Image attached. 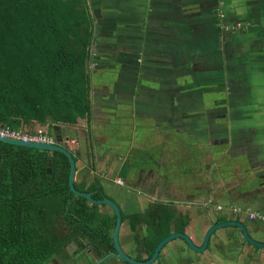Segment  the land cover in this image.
Listing matches in <instances>:
<instances>
[{
  "label": "crops",
  "instance_id": "crops-1",
  "mask_svg": "<svg viewBox=\"0 0 264 264\" xmlns=\"http://www.w3.org/2000/svg\"><path fill=\"white\" fill-rule=\"evenodd\" d=\"M223 2V11L227 8L232 12L226 24L240 17V24L249 32L240 45L216 42V0H86L97 26L91 77L110 68L117 71L114 64H99V57L112 61L128 57L144 60L138 78L144 74L148 80L131 90L116 87L121 108L118 114L102 111L104 106L99 111V92L103 91H93L97 119L92 111L90 121L80 120L73 129L84 127L81 134L90 136L94 144L109 138L99 134L101 124L106 127L110 123L113 131L119 129L118 146L114 147L119 158L114 154L110 161V148L95 145L98 172L100 155L103 163L111 162L112 179H129L136 206L159 199L174 206L178 216L189 219L186 233L198 246L213 224L228 220H242L253 238L264 241V222L249 217L264 213V0ZM233 53L238 54V60L232 59ZM225 67L233 76L231 89L214 76ZM186 73L190 77H185ZM164 74L173 76L175 87H181L180 95L169 97V85L160 77ZM186 82H191L197 93L191 101L192 118L197 119L189 126L181 119ZM207 96L215 99L216 107L209 106ZM124 108L127 119L136 122L134 128L131 124L119 126L117 119ZM99 113L110 120L100 123ZM216 115L229 131L213 132L212 116ZM201 129L207 134L200 136ZM169 138L175 142L172 150L168 148ZM183 140L187 147L181 148L177 142ZM127 159L131 168L125 166ZM87 160L91 159L82 158L83 163ZM126 232L125 227L123 241ZM125 249L131 251L128 246ZM159 262L264 264V249L249 246L239 229L227 228L212 237L206 252L196 253L183 240H176L164 249Z\"/></svg>",
  "mask_w": 264,
  "mask_h": 264
},
{
  "label": "trees",
  "instance_id": "trees-1",
  "mask_svg": "<svg viewBox=\"0 0 264 264\" xmlns=\"http://www.w3.org/2000/svg\"><path fill=\"white\" fill-rule=\"evenodd\" d=\"M221 2L216 0V42L240 45L249 32L240 17L226 24L232 12L223 11ZM237 24L243 27L236 31ZM96 33L86 0H0V127L19 131L90 121L93 84L87 62H96ZM233 55L238 60V54ZM136 59L121 63L132 65ZM229 73L220 70L214 76L231 89ZM192 104L186 111L191 112ZM68 171L62 154L0 142V264H47L68 242L62 231L66 218L97 219L98 212L83 204L69 206L68 181L59 175ZM146 222L151 257L172 233L173 222L176 232L186 233L190 221L178 216L174 207L159 205Z\"/></svg>",
  "mask_w": 264,
  "mask_h": 264
},
{
  "label": "flooded vegetation",
  "instance_id": "flooded-vegetation-1",
  "mask_svg": "<svg viewBox=\"0 0 264 264\" xmlns=\"http://www.w3.org/2000/svg\"><path fill=\"white\" fill-rule=\"evenodd\" d=\"M99 59L101 61H104V63H107L109 67H112L114 64V68L118 69L119 79L117 84L115 83L117 87L131 90L132 88H134V86H137L135 85V83L136 80H138V77L135 72L139 71V69L136 63H134L133 65L130 64L129 66H127L129 63L126 65H122L121 62L124 59L120 57L114 59L113 63H110V61H108L109 59H105L103 57H99ZM131 60L133 59H129V61ZM107 65L104 66L108 67ZM140 77L142 78L140 82L148 80L147 76L144 74H142V76L140 75ZM160 77L169 85V90L167 92L169 97H171L172 93H178L179 95L181 94V87L179 85L175 87V80L172 75L164 74ZM141 85H143V82L141 83ZM192 85L193 84L191 82H186L184 86L185 89L183 91V101L185 104L190 103L196 95L194 94L195 92L192 89ZM54 127L55 126L51 127L50 125H46L44 126L45 130L43 132L53 136L56 142ZM73 127L75 126H62L61 133L64 139V146H67L75 157V161L77 164V173L75 179L76 188L81 192L92 194L94 201L91 202L82 197L72 195L71 205L83 204L93 213L95 211L98 212L99 216H97V219L93 221L86 218L87 222L81 221L75 217H73V219L66 218V223L63 225L62 231H64L68 236V242L65 245L63 252L47 264H128L124 261L118 260L115 256L116 250L113 243V232L117 223V215L116 211L112 207L107 204H103V201L105 199H108L115 203L121 211L122 226L119 235V243L123 251L127 256L137 261L142 262L150 259L151 257H149L148 255L147 246L149 226L146 220L154 207H157L159 205L166 206L167 204L163 200L159 199L154 202H139L141 206L137 202L138 205L136 206V195L132 194L133 189L130 188L129 179H127V177H123V180L121 179L120 182L118 181V179H112L113 175L115 174L113 172V167L111 166L112 164H110L111 162L109 161L107 163H103L101 161L102 158L100 155L98 172V168L96 167L97 165L95 164V162L97 161V159L95 158V152L97 150L94 144L95 142H93L92 138L89 137L88 145H85V142H83V145H85V152L80 151V142L71 139V136H68L66 133L67 130H73ZM105 128L106 127H102L101 125L99 126L100 135L105 133V131H103L105 130ZM107 134L109 136L107 142H103L100 140L102 136L99 137V146L104 144L106 149L110 148V160L111 158H114V154L115 156H118V153L114 150V147L117 148L118 143H115V141L110 138V132H106V135ZM93 140L95 141L94 137ZM102 147L103 146H101V148ZM77 149L79 151H77ZM125 153L127 154V152ZM52 155L54 154L52 153ZM84 156H88L91 160H87L83 163L82 158ZM117 156L116 158H119V156ZM80 162H82V168ZM129 165L131 166V161L130 159H127L125 166ZM69 172L70 164L68 174L66 175L60 172L59 175L61 178L67 179L68 181ZM62 175H64V177H62ZM82 201H84L85 203H82ZM139 206L140 208H138ZM125 227L127 230V234L126 240L123 241V236H125L123 230ZM173 227L174 232H176L175 222H173L172 224V231ZM127 241L130 243V246ZM125 246L130 247L131 251L129 252L128 250H126ZM107 257L108 259H106ZM58 258H60L61 260ZM104 259L106 260L102 262ZM156 264H160V262L158 261Z\"/></svg>",
  "mask_w": 264,
  "mask_h": 264
},
{
  "label": "water",
  "instance_id": "water-1",
  "mask_svg": "<svg viewBox=\"0 0 264 264\" xmlns=\"http://www.w3.org/2000/svg\"><path fill=\"white\" fill-rule=\"evenodd\" d=\"M224 14V12H221ZM240 30V29H237ZM236 30V31H237ZM87 72L90 73V62H87ZM226 74V71H228V68L225 67L223 70ZM228 124V123H226ZM220 126V124H219ZM228 125H226L227 127ZM62 126H55L54 127V132H55V137H56V142L54 144H44V143H39V142H32V141H26V140H19V139H13V138H6L0 136V142L3 144H9L12 146L16 147H21V148H26V149H32V150H37L41 152H49V153H58L64 155L69 164H70V172L68 176V183H69V206L71 205L72 202V195L82 197L88 201L93 202L94 199L92 197V194L90 193H84L79 191L76 188V173H77V164L75 161V157L73 153L69 150L67 146H64V139L61 133ZM49 174H51V171H49ZM64 177V175H62ZM104 205H109L116 211L117 215V223L116 227L113 232V243H114V248L116 250V257L120 261H124L128 264H156L161 257L162 252L164 249L171 244L172 242L176 240H183L185 244L194 252L196 253H204L209 249V246L211 244V239L214 235H216L219 231L227 229V228H237L240 230L245 242L255 248V249H264V241H258L253 236L250 234L249 229L247 228L246 224L242 220H228L226 222H217L216 224H213L211 228L207 231L205 234L203 243L198 246L193 239L190 237L189 234L187 233H181V232H174V227L172 233L163 239L158 246L155 249V252L151 256L150 259L146 261H137L129 256L126 255V253L123 251V249L120 246V241H119V235L121 231V226H122V214L119 209V207L113 203L112 201L105 199L103 201ZM219 215H216V221H219ZM264 234V233H263ZM60 259V258H58ZM108 259V257L106 258ZM106 259H104L102 262H104ZM61 260V259H60ZM101 262V263H102ZM99 264V263H98Z\"/></svg>",
  "mask_w": 264,
  "mask_h": 264
},
{
  "label": "rangeland",
  "instance_id": "rangeland-1",
  "mask_svg": "<svg viewBox=\"0 0 264 264\" xmlns=\"http://www.w3.org/2000/svg\"><path fill=\"white\" fill-rule=\"evenodd\" d=\"M235 27L237 29H240L242 26L241 25H235ZM125 59H124L125 61L131 62V63L135 62L134 59L131 60V61H129V59H127V57H125ZM136 60H137V67L139 69V71H136V72H138V73H136V75L138 77V74L142 72V69H143V66H144V60L143 59H140V58H138ZM102 63H104V61H102ZM93 64H94V62H93ZM90 66H91V63H90ZM105 67L106 66H104V68ZM140 75L142 76V74H140ZM91 78H92V83H93L92 95L95 93V92H93L95 90L96 91L97 90L98 91H101V90L103 91V92H99V111L101 110L100 107H103L104 106L105 108H102V111H106V112H109V113H117V114L120 113V111H121V108H119V105H120L119 97H120V95L115 91V89L117 87L116 84H117L118 79H119V71H118V69H117V72H112V70L110 68V69H108V72H104L103 75H97V74H95V75H92ZM140 80H142V78H138V80H136L135 85L137 83H139ZM179 83H181V82H179ZM194 94L197 95V93H194ZM106 95H108V96H106ZM212 97H214L215 99H217V96H215V95H212ZM91 99H92V104H93V108H94L93 111H94V114H95L94 120H96L97 119V113L98 112L96 111V107L94 106V104H95L94 97L92 96ZM215 99H210V96H207V98H206L207 102L208 101L211 102V105H209V106H211L213 108L216 107V105H213ZM186 106H187V104L184 105L185 108L183 107L184 110H183V114L181 116V119L183 121H185V123H186L187 126H189V125H192L193 120L197 119V117L196 118H192L191 112L190 111H186L187 110ZM216 111L217 112H215V113H222L221 110H216ZM127 115H128L127 114V110H126V108H124L123 111H122V113H121V117H119L117 119L118 120V123L120 124L119 126H122V125H130L131 124L133 126V128H134V125H135L136 122L134 120H131L130 121V119H127L128 118ZM98 117H99L100 123H105L107 120H110L107 116H101L100 113H99V116ZM212 117H213V124H212L213 125V132L214 133H221L220 131L222 130L223 133H225V131L228 130V128L225 130L226 125L224 123H220L221 121H224V120L221 119V118H218L219 117L218 115L212 116ZM218 119H220V120H218ZM180 121L181 120L179 119V122ZM218 121H220V122H218ZM170 123H172V122H169V124ZM219 124H220V126H219ZM101 125H103V124H101ZM106 128L108 129V131H105V134H106V132H110V138L113 139L115 142H117L118 141L117 138L119 137L117 134L120 133L119 129H117V130L115 129L116 131L114 130L115 131L114 132L113 129L111 130V124L110 123L108 124V126H106ZM115 128H116V126H115ZM124 129L125 130L123 132H125V131L127 132V128H124ZM44 130H45L44 127H39L38 126L36 128H32L31 131L32 132H36V131L43 132ZM83 130L85 131L84 127H77V130H75V129L70 130V131L67 130L66 133H67L68 136H71V139L76 140V141H79L80 142V151L85 152V145H88L89 144V136L87 138L84 137V133H83V135L81 134L83 132ZM203 134L205 135V134H207V132L206 131H202V129H201L200 130V136L203 135ZM183 137L186 138L185 135H183ZM83 142H85V145H83ZM167 143L170 144L168 146V148L170 150H172V147H174L172 145L175 143L174 140H172L171 138H169L167 140ZM177 143H181L180 144L181 145V148L182 147H187V145H186L187 142H185L184 140L182 142L180 141V142H177ZM95 145L96 146H99V141L98 140H97V143ZM174 150H175V151H173L174 153H178V151H176V149H174ZM77 151H79V150L77 149Z\"/></svg>",
  "mask_w": 264,
  "mask_h": 264
},
{
  "label": "built area",
  "instance_id": "built-area-1",
  "mask_svg": "<svg viewBox=\"0 0 264 264\" xmlns=\"http://www.w3.org/2000/svg\"><path fill=\"white\" fill-rule=\"evenodd\" d=\"M221 5L224 6V2H221ZM223 17H224V14H223ZM234 30H237V28L234 27ZM0 136L6 137V138L39 142V143H44V144H54L55 143V139L53 136L48 135L45 132H32L31 129H28V127H23L19 131L11 130L8 127H0ZM219 209L221 210L222 208H219ZM236 212H238V210H236ZM249 217L251 220L256 219V220H260L264 222V213L257 212L251 215L249 214Z\"/></svg>",
  "mask_w": 264,
  "mask_h": 264
}]
</instances>
